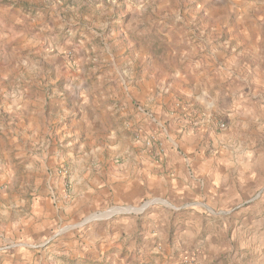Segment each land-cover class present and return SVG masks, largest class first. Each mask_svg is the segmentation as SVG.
I'll use <instances>...</instances> for the list:
<instances>
[{
  "label": "rangeland",
  "instance_id": "1",
  "mask_svg": "<svg viewBox=\"0 0 264 264\" xmlns=\"http://www.w3.org/2000/svg\"><path fill=\"white\" fill-rule=\"evenodd\" d=\"M115 71L133 82L152 75L158 84L152 99L173 100L171 113H165L172 119L171 114H182L183 102L198 98L218 147L249 143L264 151V0H0V255L17 242L6 228L32 214L37 198L48 197L49 185L60 181L62 188L57 185L54 192L72 191L71 174L80 175L91 162L77 158L80 150L114 140L109 121L99 132L83 128L64 136L63 131L68 132L74 115L73 122L78 121L80 103L71 94L82 97L79 84L86 83L90 95L98 96L109 82L117 83ZM60 101L68 106L66 113L55 112ZM158 110L162 114L163 107ZM156 112L142 109L138 126H128L135 144L148 138L156 145L163 141L162 131L150 127ZM193 117L191 127H199L203 117ZM256 203L242 198L218 205L213 245L222 250L210 253L207 247L201 264H264V214ZM240 204L260 213L251 221L260 220L262 228L254 250L235 255L243 238L239 230L249 224L240 223L233 209ZM149 205L143 201L136 208L144 211ZM63 216L62 223L68 214ZM224 227L220 240L218 230ZM204 238L202 232L196 241ZM163 241L164 248L152 254L154 249L145 250L149 245L142 241L141 253L123 252L124 261L114 264L138 257L139 264H153L151 257L171 253L172 241Z\"/></svg>",
  "mask_w": 264,
  "mask_h": 264
},
{
  "label": "crops",
  "instance_id": "2",
  "mask_svg": "<svg viewBox=\"0 0 264 264\" xmlns=\"http://www.w3.org/2000/svg\"><path fill=\"white\" fill-rule=\"evenodd\" d=\"M115 73L117 83L109 82L98 96L90 95L86 83L79 84L85 95L71 94L80 103L78 121L73 122L77 116L74 115L70 126L75 127L69 126L67 133L63 131L64 136L83 128L99 132L109 121L113 126L109 136L114 140L107 144L100 142L87 152L81 149L77 158L91 162L80 175L71 174L72 191L68 195L59 188L54 192L53 187L62 188L61 182L55 181L53 187L48 186L51 191L47 198H37L32 214L21 224L6 228V232L16 235L17 242L9 247L7 255H0V264H114L124 261L123 252H133V257L141 253L142 241L149 245L145 250L154 249L149 253H156L155 249H162L166 237L172 241L171 253L166 252L156 260L151 257L153 264H201L200 257L209 253L207 247L210 253H215L214 248L222 250L221 245H213L218 205L224 208L242 198L247 201L254 198L264 214V151L255 150L249 143L218 147V135L211 132L207 117L199 111L198 98L183 102L182 114H171L175 116L172 119L165 113H171L174 101L152 99L158 89L152 75L133 82L118 71ZM70 103L73 105V100ZM58 104L55 112L66 113L68 106L61 101ZM160 107L162 114L158 113ZM190 107L196 112L193 115ZM142 109L157 111L150 127L162 131L163 154L155 152L158 145L155 151L148 152L128 137V126H138L143 119ZM75 110L72 108L70 112ZM197 114L203 118L199 127L192 128L190 122ZM205 137L211 141L209 151L203 145ZM97 158L95 164L92 160ZM80 185L84 187L81 189ZM143 201L152 207L139 211L136 207ZM243 204L233 207L236 215L242 217L240 223L245 220L249 223L244 229L240 227L243 238L235 248V255L242 250L251 253L257 230L262 228L260 220L251 221V217L260 213L250 206L242 207ZM112 208L116 210L97 217ZM64 214L68 217L62 223ZM218 231L221 240L225 227ZM202 232L205 238L197 242ZM260 234L264 236V230ZM132 260L133 264L140 262L139 257Z\"/></svg>",
  "mask_w": 264,
  "mask_h": 264
},
{
  "label": "built area",
  "instance_id": "3",
  "mask_svg": "<svg viewBox=\"0 0 264 264\" xmlns=\"http://www.w3.org/2000/svg\"><path fill=\"white\" fill-rule=\"evenodd\" d=\"M135 138L138 140L139 136L137 134H135ZM143 148L145 150H147L148 152H152L155 151V147L157 146L155 141H153V138H148L147 140H145L143 143H141ZM156 153L158 152V154H163L162 153V148L160 145L157 146V149L155 151ZM60 174H64L63 171L59 172Z\"/></svg>",
  "mask_w": 264,
  "mask_h": 264
}]
</instances>
